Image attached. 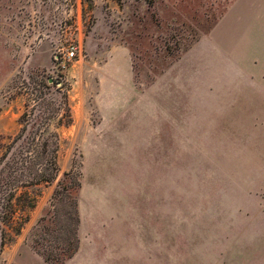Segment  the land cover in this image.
I'll use <instances>...</instances> for the list:
<instances>
[{
	"label": "rangeland",
	"instance_id": "obj_1",
	"mask_svg": "<svg viewBox=\"0 0 264 264\" xmlns=\"http://www.w3.org/2000/svg\"><path fill=\"white\" fill-rule=\"evenodd\" d=\"M231 2L0 0V157L57 83L69 117L49 125L73 175L66 191L16 190L33 207L0 200V264L65 253L73 199L79 246L64 264H264V33L253 40L245 17L217 28ZM119 45L128 88L105 79Z\"/></svg>",
	"mask_w": 264,
	"mask_h": 264
},
{
	"label": "trees",
	"instance_id": "obj_2",
	"mask_svg": "<svg viewBox=\"0 0 264 264\" xmlns=\"http://www.w3.org/2000/svg\"><path fill=\"white\" fill-rule=\"evenodd\" d=\"M53 83L54 81H52ZM55 85V92L49 94L48 99L43 98L39 101L36 99L37 103L32 109L25 108L21 114L25 123L22 124L20 131L0 157V200H3L5 207L12 206L14 199L16 204L20 203L24 207L30 208L35 205V198H30L26 191L15 193L19 188L41 184L51 185L56 182V187L59 186L66 191V180L73 177L71 173L64 172L62 175L59 173L57 163L59 134L57 128L51 129L49 125V120L59 116V112L63 109L69 117L67 97L62 94L59 97V86L57 83ZM44 86L49 93L50 86L45 83ZM30 120L33 122L29 123ZM68 120L70 119L68 118ZM14 145H16V151L13 152V155H9L12 153L10 150ZM77 185L78 181L74 186ZM71 204L72 212L69 217L74 221L72 237L66 243L65 253L42 254L49 264H64V261L71 258L78 249L79 215L76 200L73 199Z\"/></svg>",
	"mask_w": 264,
	"mask_h": 264
},
{
	"label": "crops",
	"instance_id": "obj_3",
	"mask_svg": "<svg viewBox=\"0 0 264 264\" xmlns=\"http://www.w3.org/2000/svg\"><path fill=\"white\" fill-rule=\"evenodd\" d=\"M234 17H245V20H247V30L249 36L254 38L253 40H258L261 38V34L264 33V18H261L264 17V0H233V2H231V4L227 7L223 18L216 24L217 28L219 27L221 29L226 28L227 30H234V28L229 27ZM254 46V52L252 53L253 59L264 63V44H257ZM110 59H113L111 60L113 64L120 65V70L105 74V79L118 81L119 85L124 84V86L128 88L129 84L133 82L131 55L129 49L125 45H119L115 49L114 54L110 55ZM253 74V78L256 81L259 79L263 80L264 89V65L263 68L254 66ZM107 96L110 95L108 94ZM115 111L114 106L113 108L111 107L110 111L104 110L108 117H111ZM124 254H127L126 251H124Z\"/></svg>",
	"mask_w": 264,
	"mask_h": 264
},
{
	"label": "built area",
	"instance_id": "obj_4",
	"mask_svg": "<svg viewBox=\"0 0 264 264\" xmlns=\"http://www.w3.org/2000/svg\"><path fill=\"white\" fill-rule=\"evenodd\" d=\"M78 52H79L78 47L75 44H70L64 49H60L58 57L61 60V62H64L66 60L69 61L76 58Z\"/></svg>",
	"mask_w": 264,
	"mask_h": 264
},
{
	"label": "water",
	"instance_id": "obj_5",
	"mask_svg": "<svg viewBox=\"0 0 264 264\" xmlns=\"http://www.w3.org/2000/svg\"><path fill=\"white\" fill-rule=\"evenodd\" d=\"M50 81H51V79H50Z\"/></svg>",
	"mask_w": 264,
	"mask_h": 264
}]
</instances>
